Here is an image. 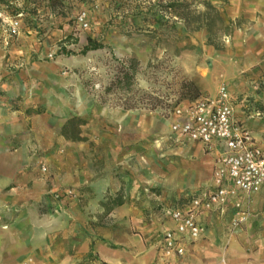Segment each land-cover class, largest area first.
<instances>
[{"label":"rangeland","instance_id":"rangeland-1","mask_svg":"<svg viewBox=\"0 0 264 264\" xmlns=\"http://www.w3.org/2000/svg\"><path fill=\"white\" fill-rule=\"evenodd\" d=\"M116 1L0 0V97L41 118L38 129L52 130L51 145L33 152L34 164L51 178L49 208L63 204L85 235L111 223L117 195L147 214L194 194L201 165L178 149L165 122L169 107L185 99L186 81L199 95L228 86L264 143V0H187L194 15L208 1L224 18L240 19L213 42L205 28H186L169 15L166 25L143 19L144 0ZM87 37L104 46L81 53ZM6 82L22 84V92L6 94ZM231 227L243 231L238 255L264 257V197ZM229 242L220 247L222 262Z\"/></svg>","mask_w":264,"mask_h":264},{"label":"crops","instance_id":"crops-1","mask_svg":"<svg viewBox=\"0 0 264 264\" xmlns=\"http://www.w3.org/2000/svg\"><path fill=\"white\" fill-rule=\"evenodd\" d=\"M44 68L47 66L43 65ZM57 64L49 66L54 69ZM18 82V77H14ZM6 94L22 92L15 83H4ZM229 88V87H228ZM229 91L236 101L232 90ZM214 96V95H207ZM30 97L26 98L27 101ZM45 104H52L48 95ZM183 100L182 103H186ZM236 116L245 124L235 103ZM36 115L10 108L7 97H0V264H153L158 251L161 232L173 226L167 212L182 207L189 199L163 208V212L147 214L120 204L112 212L111 223L85 235L75 223L70 224L71 210L63 204L50 209L51 178L43 176L35 164L33 152L46 150L52 141V130L37 128ZM169 138L180 150L197 159L201 169L193 193L211 185L213 159L220 145L206 151L203 144L190 141L170 131ZM43 132V135L41 134ZM253 132V131H252ZM254 136H256L254 133ZM257 137V136H256ZM203 167V168H202ZM203 169V170H202ZM202 171H205L202 177ZM196 175V178L198 177ZM202 178L205 180L202 181ZM264 197V188L251 196L252 208ZM62 206V208H61ZM234 200L221 208L204 211L198 220L204 224L205 234L188 247L183 264H264V257L247 258L242 255L238 236L241 229H232L230 222L236 214ZM230 238L225 259L221 261L220 247Z\"/></svg>","mask_w":264,"mask_h":264},{"label":"built area","instance_id":"built-area-1","mask_svg":"<svg viewBox=\"0 0 264 264\" xmlns=\"http://www.w3.org/2000/svg\"><path fill=\"white\" fill-rule=\"evenodd\" d=\"M10 31H18L17 20ZM185 100L167 110L170 131L202 143L206 151L221 149L213 159L211 185L168 210L173 226L161 232L153 264H183L188 245L205 234L200 213L221 209L232 199L237 210L231 225L236 226L247 217L251 196L264 188V143L236 116L228 86L221 84L214 96Z\"/></svg>","mask_w":264,"mask_h":264},{"label":"trees","instance_id":"trees-1","mask_svg":"<svg viewBox=\"0 0 264 264\" xmlns=\"http://www.w3.org/2000/svg\"><path fill=\"white\" fill-rule=\"evenodd\" d=\"M54 1L55 0H49L51 6L54 5ZM116 2L118 5L122 4L119 0ZM143 3L144 6L142 7H147L146 12H141L144 14L143 19H148L150 22L166 25L169 23L168 15L172 16L177 18L178 21H181L186 28L192 30L205 28L209 34L208 41L210 42H213V35H217L218 33L223 35L230 34L233 31L235 24L240 21L238 18L234 20L224 18L220 9L208 1L204 3L205 10L197 12L195 15L194 12H192L193 10L190 9V5L187 0H144ZM103 46L104 45L101 42L91 37H87L86 44L82 47L81 53H86L89 50L98 49ZM65 52L71 53L69 50H66ZM128 62L132 64L133 60L129 59ZM126 69L127 70L124 71L123 78L127 81L132 74L129 72V67ZM185 85L184 91L182 92L183 98L193 100L200 96L198 87L192 81H186ZM182 100H177L169 108H172ZM127 107H132V105ZM113 200L116 205L123 203V200L119 195H117Z\"/></svg>","mask_w":264,"mask_h":264}]
</instances>
